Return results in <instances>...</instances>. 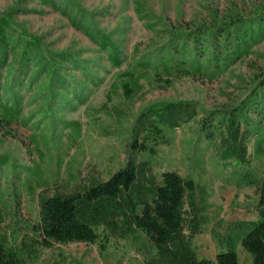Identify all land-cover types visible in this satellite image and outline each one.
<instances>
[{
  "label": "rangeland",
  "instance_id": "374dc122",
  "mask_svg": "<svg viewBox=\"0 0 264 264\" xmlns=\"http://www.w3.org/2000/svg\"><path fill=\"white\" fill-rule=\"evenodd\" d=\"M263 4L264 0H0V16L38 38L56 71L52 76L50 67L42 69L44 60L35 52H30L26 70L15 65L21 51L15 34L3 46L8 60L4 63L0 55V103L6 102L4 90L12 80L20 114L19 122L10 126L0 122V162L6 161L0 168V209L7 219L2 230L11 222L5 211H12L15 195L20 198L21 221L32 225L44 182L48 184L44 189L53 194L107 180L124 164L128 129L149 104L190 102L199 118L204 110L243 98L247 81L264 63V39L248 58L213 81L186 77L162 86L151 81L154 72L149 70L148 78L139 82L140 90L125 100L118 87L119 74L165 48L169 31L210 24L214 15L218 19L248 15ZM86 29L112 39L122 60L119 68L109 59L110 48L104 50ZM7 103L12 105V99ZM197 131L196 120L176 129L171 142L160 146L152 158V171L157 177L176 171L205 190L200 206L204 205L201 213L207 221L193 247L199 259L214 260L219 249L212 230L223 232L234 222L255 220V188L222 182L221 175L228 171ZM248 151L250 159L255 158L254 166L264 173V144L262 154L254 157L255 138H251ZM20 232L30 233L24 228ZM237 254L239 264H251L241 247ZM26 264H142V257L131 241L113 242L104 255L96 245L73 242L38 248L37 256Z\"/></svg>",
  "mask_w": 264,
  "mask_h": 264
},
{
  "label": "trees",
  "instance_id": "16d2710c",
  "mask_svg": "<svg viewBox=\"0 0 264 264\" xmlns=\"http://www.w3.org/2000/svg\"><path fill=\"white\" fill-rule=\"evenodd\" d=\"M86 31L93 41L98 39L104 50L110 48L109 59L119 68L122 60L112 39L104 33ZM169 32L165 48L119 74L118 87L125 100L140 90L139 82L148 78L149 70L154 72L151 81L162 86L186 77L210 81L221 77L230 66L248 58L263 41L264 4L248 15L235 13L223 19L214 15L210 24ZM14 34L16 42H21L15 65L26 70L29 54L35 52L44 60L42 69L50 67L54 76L55 63L41 41L28 36L8 17L0 16L1 60H8L3 46ZM14 78L15 82L19 80L16 74ZM11 81L4 90L6 102L0 103V122L8 126L19 122L20 114V98ZM11 99L12 105L7 103ZM192 120L198 124V138L228 171L220 180L255 188V220L234 222L223 232L212 230V239L219 249L214 260L199 259L193 247L194 237L207 221L201 213L204 205L200 206L205 190L193 178L176 171H165L160 177L152 171V158L158 148L169 144L176 129ZM128 136L125 162L107 180L53 194L47 193L44 188L48 184L44 182L34 224L21 221L18 195L13 199L12 211H5L11 222L3 230V220L7 219L0 209V264H26L37 256L38 248L73 242L96 245L104 255L113 242L122 240L132 242L142 264H239L238 247L249 255L251 264H264V173L254 166L255 158L250 159L248 151L250 139L255 138L254 157L263 152L264 63L247 81L244 97L233 105L204 110L198 118L197 108L190 102L152 103L135 117ZM5 164L2 160L0 168ZM29 182L28 177L27 185ZM23 228L30 233L22 236Z\"/></svg>",
  "mask_w": 264,
  "mask_h": 264
}]
</instances>
